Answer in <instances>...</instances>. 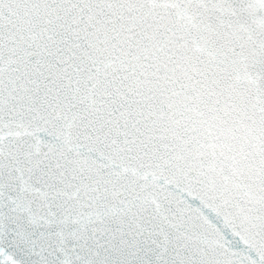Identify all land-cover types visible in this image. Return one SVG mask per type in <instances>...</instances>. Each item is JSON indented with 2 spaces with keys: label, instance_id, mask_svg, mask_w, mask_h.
<instances>
[{
  "label": "snow or ice",
  "instance_id": "obj_1",
  "mask_svg": "<svg viewBox=\"0 0 264 264\" xmlns=\"http://www.w3.org/2000/svg\"><path fill=\"white\" fill-rule=\"evenodd\" d=\"M0 264H264V0H0Z\"/></svg>",
  "mask_w": 264,
  "mask_h": 264
}]
</instances>
